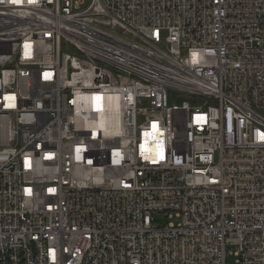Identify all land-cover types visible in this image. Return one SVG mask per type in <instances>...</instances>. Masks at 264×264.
I'll return each instance as SVG.
<instances>
[{
    "label": "built area",
    "instance_id": "built-area-1",
    "mask_svg": "<svg viewBox=\"0 0 264 264\" xmlns=\"http://www.w3.org/2000/svg\"><path fill=\"white\" fill-rule=\"evenodd\" d=\"M260 108L264 0H0V264H264Z\"/></svg>",
    "mask_w": 264,
    "mask_h": 264
},
{
    "label": "rangeland",
    "instance_id": "rangeland-1",
    "mask_svg": "<svg viewBox=\"0 0 264 264\" xmlns=\"http://www.w3.org/2000/svg\"><path fill=\"white\" fill-rule=\"evenodd\" d=\"M169 95L171 98L170 99L171 102L173 101L174 103H177V104H181L184 99H187L186 97H184V94L182 92H180L179 90H175V89H170ZM258 111L262 115H264V108H260V109H258ZM160 221L165 223V222H167V218L166 217H160ZM227 264H238L237 256L233 252L229 254V256L227 258Z\"/></svg>",
    "mask_w": 264,
    "mask_h": 264
}]
</instances>
